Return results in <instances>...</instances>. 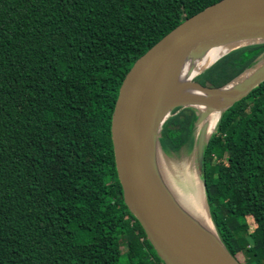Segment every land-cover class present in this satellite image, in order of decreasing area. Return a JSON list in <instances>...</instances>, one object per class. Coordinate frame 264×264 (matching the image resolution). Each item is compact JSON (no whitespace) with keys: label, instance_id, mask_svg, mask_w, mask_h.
I'll use <instances>...</instances> for the list:
<instances>
[{"label":"trees","instance_id":"1","mask_svg":"<svg viewBox=\"0 0 264 264\" xmlns=\"http://www.w3.org/2000/svg\"><path fill=\"white\" fill-rule=\"evenodd\" d=\"M217 1L0 0V264H164L124 203L111 116L133 63ZM263 52L234 49L194 80L222 86ZM196 119L175 108L163 151L192 148ZM203 154L220 239L264 264V82L222 112Z\"/></svg>","mask_w":264,"mask_h":264},{"label":"water","instance_id":"2","mask_svg":"<svg viewBox=\"0 0 264 264\" xmlns=\"http://www.w3.org/2000/svg\"><path fill=\"white\" fill-rule=\"evenodd\" d=\"M243 41L248 43L230 49L214 62L234 49L264 43V0H219L185 19L150 47L133 63L120 85L110 127L116 172L124 203L164 264H241L217 231V238L209 236L170 198L161 184L155 150L158 146L164 152L160 132L175 108L196 110L195 129L212 110L222 114L264 82L263 52L250 67L261 63L256 71L237 84L232 93H220L219 89L250 68L219 87L193 80L203 92L221 96L219 102L200 114L185 100L172 104V85L187 57ZM206 127L202 125L198 135L193 130L192 148L211 219L202 179L204 148L212 134L205 136Z\"/></svg>","mask_w":264,"mask_h":264},{"label":"bare ground","instance_id":"3","mask_svg":"<svg viewBox=\"0 0 264 264\" xmlns=\"http://www.w3.org/2000/svg\"><path fill=\"white\" fill-rule=\"evenodd\" d=\"M245 43H248V41L217 46L210 48L201 56L187 57L179 69L172 85V104L185 100L187 104L193 105L200 114V112L205 110L206 105L196 101L199 96H204L210 103L207 107L219 102L221 96H211L203 92L192 83L193 78L225 52ZM260 64L244 71L240 76L229 82L224 89H219V92H234L237 84L252 75ZM189 86L190 89H188ZM189 93L191 96L196 95L194 100H191ZM220 115L221 111L212 110L201 123L196 124L194 129L195 135L199 134L202 125H206L205 136L208 137L214 132ZM155 159L159 169H161V184L170 198L209 236L217 238L218 236L209 217L204 199L202 181L198 175L195 164L192 161L185 160L186 158L183 161L180 160L181 162L179 164H169L165 161L163 152L158 146L155 150Z\"/></svg>","mask_w":264,"mask_h":264},{"label":"rangeland","instance_id":"4","mask_svg":"<svg viewBox=\"0 0 264 264\" xmlns=\"http://www.w3.org/2000/svg\"><path fill=\"white\" fill-rule=\"evenodd\" d=\"M197 76V75H196ZM195 76V77H196ZM194 77V78H195ZM193 78V80H194ZM240 78V77H239ZM193 83V81H192ZM194 84V83H193ZM229 84V83H228ZM227 84V85H228ZM227 85H225L222 89H224ZM188 89H190V86L188 87ZM195 96H191L190 93H189V97L191 98V100H194L195 99ZM199 99H201V101H199ZM197 102H201L203 104L206 105H209L210 103L205 99L204 96H199L197 99H196ZM205 107V109H206ZM163 155H164V158H165V161L167 163H172V164H179L181 161H183L185 158V160H188V161H192L195 166H196V161H195V154H194V150L193 148H188L187 146H183L180 150L178 151H170L168 153L166 152H163ZM181 160V161H180ZM158 174L159 176L161 177V169H158ZM212 222V221H211ZM248 222L251 226H253V222L251 221V219H248ZM213 224V223H212ZM214 226V225H213ZM239 262L240 260L243 261V256H239Z\"/></svg>","mask_w":264,"mask_h":264}]
</instances>
